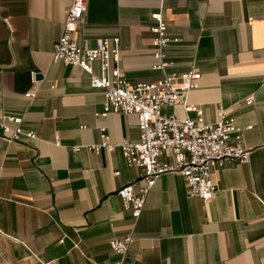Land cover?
I'll list each match as a JSON object with an SVG mask.
<instances>
[{
    "label": "crops",
    "instance_id": "0c3cea01",
    "mask_svg": "<svg viewBox=\"0 0 264 264\" xmlns=\"http://www.w3.org/2000/svg\"><path fill=\"white\" fill-rule=\"evenodd\" d=\"M70 4L0 0V119L20 116L36 135L0 138V264H113L109 242L126 236L130 264H264V0H89L79 44L119 39V70L132 84L197 70L187 103L205 123L222 108L249 151V163L212 170L217 192L207 202L189 197L179 174L161 175L138 219L117 191L135 184L140 169L118 148H85L99 143L100 128L111 144L137 143L136 115L95 118L103 91L78 67L52 62ZM154 15L178 39L165 50L173 66L162 70L153 69ZM162 110L185 117L179 106Z\"/></svg>",
    "mask_w": 264,
    "mask_h": 264
},
{
    "label": "built area",
    "instance_id": "2783aa9c",
    "mask_svg": "<svg viewBox=\"0 0 264 264\" xmlns=\"http://www.w3.org/2000/svg\"><path fill=\"white\" fill-rule=\"evenodd\" d=\"M88 3L89 0H71L62 33L53 44L52 62L78 67L90 77L92 88L103 91L102 109L94 114L95 118H104L109 114L137 117V143L123 141L118 145L111 144L106 129L100 128L99 143L85 147L96 154L101 150L112 152L118 148L128 164L140 169L135 184L117 191L122 209L138 219L148 192L157 179L166 173H176L183 178L189 197L209 201L217 192L211 180L213 169L230 163H249V151L243 144V131L222 108L217 110L213 123H205L202 110L187 103V94L198 88L201 75L197 70L172 73L154 83L132 84L119 70V39H103L95 48L79 44L74 35L87 12ZM153 18L156 26L151 29L152 56L157 61L153 69L170 68L173 63L166 60L165 50L177 44L178 39L168 35L167 26L159 15ZM95 62L99 64V76L93 73ZM31 79L33 83L36 82L35 73H32ZM33 96L25 95L26 98ZM252 102V97L245 99L247 106ZM175 106L185 113L183 119L165 114L162 110ZM189 113H194L195 118H190ZM0 138L12 143L22 139L36 140V135L23 128L22 117L6 116L0 119ZM82 148L73 147L72 150L77 152ZM161 157H166L167 161L160 162ZM136 185L137 192L134 190ZM131 242V236L109 242L111 251L117 256L113 264H130L128 249Z\"/></svg>",
    "mask_w": 264,
    "mask_h": 264
},
{
    "label": "water",
    "instance_id": "95a60500",
    "mask_svg": "<svg viewBox=\"0 0 264 264\" xmlns=\"http://www.w3.org/2000/svg\"><path fill=\"white\" fill-rule=\"evenodd\" d=\"M129 263H131V261H129Z\"/></svg>",
    "mask_w": 264,
    "mask_h": 264
}]
</instances>
